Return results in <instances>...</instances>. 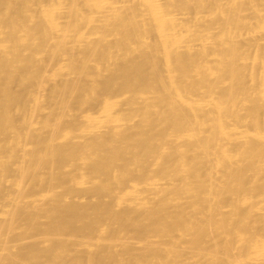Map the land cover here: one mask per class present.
<instances>
[{
  "label": "bare ground",
  "instance_id": "obj_1",
  "mask_svg": "<svg viewBox=\"0 0 264 264\" xmlns=\"http://www.w3.org/2000/svg\"><path fill=\"white\" fill-rule=\"evenodd\" d=\"M0 264H264V0H0Z\"/></svg>",
  "mask_w": 264,
  "mask_h": 264
}]
</instances>
